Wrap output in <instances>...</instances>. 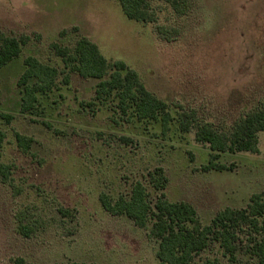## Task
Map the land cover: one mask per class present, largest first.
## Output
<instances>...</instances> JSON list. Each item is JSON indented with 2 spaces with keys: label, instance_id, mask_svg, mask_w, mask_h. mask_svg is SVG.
<instances>
[{
  "label": "rangeland",
  "instance_id": "1",
  "mask_svg": "<svg viewBox=\"0 0 264 264\" xmlns=\"http://www.w3.org/2000/svg\"><path fill=\"white\" fill-rule=\"evenodd\" d=\"M152 8L155 21L144 23L128 19L119 0H0V29L31 39L0 69V112L14 116L10 124L0 118L6 136L0 163L13 174L11 184L0 178V264L18 257L34 264H160L152 225L140 228L100 203L101 193L129 198L141 181L155 204L161 192L149 174L160 167L169 179L167 199L192 204L204 225L218 211L246 208L253 194H264V131L258 153H222L215 163L233 170L205 172L210 146L196 141L195 129L179 126L182 108L229 132L264 102V0H193L184 16L162 0ZM84 36L169 105L174 121L166 135L160 123L124 114L114 96L97 100L99 80L65 67L52 44L73 49ZM29 56L60 74L56 87L23 113L17 83ZM17 133L33 139L28 153ZM20 219L34 229L30 238L18 233ZM249 233L239 234L234 261L212 241L192 264H261Z\"/></svg>",
  "mask_w": 264,
  "mask_h": 264
},
{
  "label": "trees",
  "instance_id": "2",
  "mask_svg": "<svg viewBox=\"0 0 264 264\" xmlns=\"http://www.w3.org/2000/svg\"><path fill=\"white\" fill-rule=\"evenodd\" d=\"M153 1L160 0H119L125 16L137 22H153L156 14L152 8ZM171 5L176 15H186L192 7L193 0H162ZM30 36L16 37L8 35L0 29V69L20 57L23 48L30 42ZM52 48L63 60L66 68L78 73L85 79H96V99L114 96L124 114L135 116L139 121L160 123L166 135L174 121L169 105L152 94L139 79L138 73L129 68L124 61L110 63L101 53L99 47L88 37L77 40L71 49L58 43ZM25 70L18 80L22 88L21 111L32 112L39 102L40 94L51 92L57 85L60 72L55 67L29 56L24 61ZM69 83V77L65 78ZM179 126L182 132L195 129V139L199 143L208 144L211 159L204 171L233 170V166L218 165L215 161L222 153L259 152V133L264 131V102L256 109L247 113L236 122L229 132H222L210 122H202L194 111L181 108ZM0 118L10 124L14 116L0 112ZM5 134L0 130V159ZM18 146L24 153L31 149L33 139L17 133ZM12 167L0 163V178L3 183L11 184ZM152 187L161 192L155 204L149 200L147 187L137 181L133 184L129 198L121 196L112 200L108 195L100 194L103 209L114 216L125 215L136 226L147 228L152 225L149 236L158 241L157 259L160 264H192L195 256L204 251L212 241H217L232 261L237 253L239 234L250 232L248 244L252 252L264 264V194L255 193L246 208L234 209L226 207L218 211L209 225H204L198 218L196 208L188 202H171L163 190L169 182L163 168H157L149 174ZM63 216L69 214L68 209L61 208ZM18 233L30 238L34 229L20 219ZM13 264H34L18 257ZM61 264V263H53ZM64 264H96L68 262Z\"/></svg>",
  "mask_w": 264,
  "mask_h": 264
}]
</instances>
